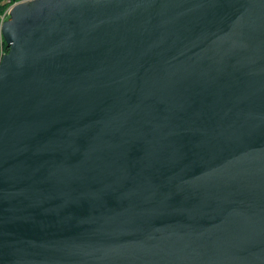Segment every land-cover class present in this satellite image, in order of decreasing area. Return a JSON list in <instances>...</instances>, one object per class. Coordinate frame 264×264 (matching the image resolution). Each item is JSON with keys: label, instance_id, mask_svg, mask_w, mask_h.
<instances>
[{"label": "water", "instance_id": "obj_1", "mask_svg": "<svg viewBox=\"0 0 264 264\" xmlns=\"http://www.w3.org/2000/svg\"><path fill=\"white\" fill-rule=\"evenodd\" d=\"M0 32V264H264V0H22Z\"/></svg>", "mask_w": 264, "mask_h": 264}, {"label": "trees", "instance_id": "obj_2", "mask_svg": "<svg viewBox=\"0 0 264 264\" xmlns=\"http://www.w3.org/2000/svg\"><path fill=\"white\" fill-rule=\"evenodd\" d=\"M19 1H22V0H0V21H1V18L3 17V15L5 14V12L7 11V9L13 3H16V2H19ZM2 51H4V52L8 51V47L5 44V42H1V40H0V53Z\"/></svg>", "mask_w": 264, "mask_h": 264}, {"label": "built area", "instance_id": "obj_3", "mask_svg": "<svg viewBox=\"0 0 264 264\" xmlns=\"http://www.w3.org/2000/svg\"><path fill=\"white\" fill-rule=\"evenodd\" d=\"M8 12H9V8L7 9V11L5 12V14H4L3 17L1 18L0 26H1V24L4 22V20L7 19V17H8ZM0 40H1V42H4L1 32H0ZM3 53H4V51H2V52L0 53V57H1V55H2Z\"/></svg>", "mask_w": 264, "mask_h": 264}]
</instances>
